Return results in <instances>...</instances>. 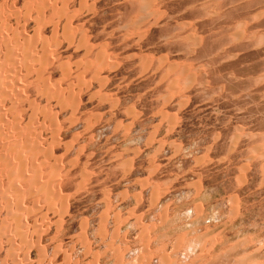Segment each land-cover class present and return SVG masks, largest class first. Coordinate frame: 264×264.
Instances as JSON below:
<instances>
[{
    "label": "rangeland",
    "instance_id": "obj_1",
    "mask_svg": "<svg viewBox=\"0 0 264 264\" xmlns=\"http://www.w3.org/2000/svg\"><path fill=\"white\" fill-rule=\"evenodd\" d=\"M0 264H264V0H0Z\"/></svg>",
    "mask_w": 264,
    "mask_h": 264
},
{
    "label": "bare ground",
    "instance_id": "obj_2",
    "mask_svg": "<svg viewBox=\"0 0 264 264\" xmlns=\"http://www.w3.org/2000/svg\"><path fill=\"white\" fill-rule=\"evenodd\" d=\"M64 30H65V29H64ZM63 32H65V31H63ZM6 52H7V51H6ZM6 52H5V53H6ZM37 71H38V70H37ZM55 96H56V95H55ZM47 155H48V154H47ZM16 192H17V191H16ZM18 225H19V224H18Z\"/></svg>",
    "mask_w": 264,
    "mask_h": 264
}]
</instances>
